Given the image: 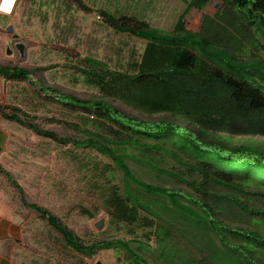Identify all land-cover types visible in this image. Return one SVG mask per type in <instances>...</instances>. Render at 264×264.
<instances>
[{
    "label": "trees",
    "instance_id": "trees-1",
    "mask_svg": "<svg viewBox=\"0 0 264 264\" xmlns=\"http://www.w3.org/2000/svg\"><path fill=\"white\" fill-rule=\"evenodd\" d=\"M73 1L100 15L107 26L145 41L140 58L130 71L83 58L86 67L78 70L100 93L93 99L34 81L47 101L82 111V121L71 125L78 138L41 128L18 106L0 103V116L59 144L110 158L112 163L103 165L83 162L91 173L89 192L101 189L99 207L130 236L85 243L58 216L29 202L0 164L23 203L47 220L66 247L84 255L113 248L124 251L132 264H264V147L234 143L236 136L264 137V0H221L224 8L205 13L199 32L187 29V15L213 0H183L187 8L173 30ZM0 75L33 81V70L20 66L0 64ZM156 115L161 118L150 120ZM156 155L170 159L172 166H164ZM129 160L157 176L174 177L192 191L147 181ZM117 171L124 192L113 183ZM98 210L94 205L80 208L90 218Z\"/></svg>",
    "mask_w": 264,
    "mask_h": 264
},
{
    "label": "rangeland",
    "instance_id": "rangeland-1",
    "mask_svg": "<svg viewBox=\"0 0 264 264\" xmlns=\"http://www.w3.org/2000/svg\"><path fill=\"white\" fill-rule=\"evenodd\" d=\"M83 1L94 10L105 9L118 16L127 15L162 30H173L187 8L183 0ZM224 5L221 0H213L203 10L193 8L186 18L187 29L199 32L203 15H214ZM7 42L14 50L11 56L6 53ZM17 42L24 43L23 56L15 46ZM145 45V41L134 35L107 26L100 15L81 10L73 0H18L13 14H0V64L33 70V81L7 80L0 75V103L22 108L41 128L53 130L60 136L78 138L79 134L71 125L82 121V111L47 101L34 81L63 94L93 99L100 93L84 81L85 77L78 70L86 67L83 58L91 56L106 62L111 69L130 71ZM262 56L264 58V52ZM110 102L127 113L139 115L119 101ZM158 118L161 116L150 117V120ZM0 133L3 138L0 164L23 187L29 202L37 203L58 216L85 243L130 236L126 227L112 225L106 212L99 207L101 189L94 194L89 192L91 173L83 162L92 164L95 161L103 165L112 163L110 158L97 151L75 148L72 144H59L2 116ZM243 142L264 147L263 136H236L234 139L235 144ZM156 158L162 161L159 155ZM162 162L168 168L173 164L167 158ZM129 164L147 181L192 191L174 177L157 176L151 168L132 160ZM0 176V191L10 201L20 223L17 239L10 240L8 244L16 256L14 264H97L99 261L102 264H132L131 258L121 250L103 249L93 255H84L66 247L62 236L40 213L23 203L19 190L5 175ZM113 183L125 191L120 171L116 172ZM132 187L136 186L132 184ZM92 205L99 208L96 218L80 212L81 207ZM100 220H104L102 229L96 228V222Z\"/></svg>",
    "mask_w": 264,
    "mask_h": 264
},
{
    "label": "crops",
    "instance_id": "crops-1",
    "mask_svg": "<svg viewBox=\"0 0 264 264\" xmlns=\"http://www.w3.org/2000/svg\"><path fill=\"white\" fill-rule=\"evenodd\" d=\"M2 146L3 138L2 134L0 133V152L2 151ZM0 175L5 174L0 171ZM0 179H2L1 176ZM10 205V201L0 191V264H14L13 258L16 257L13 255L12 251H10V245L8 244H10V240L17 239L19 235L20 223L18 214L13 212Z\"/></svg>",
    "mask_w": 264,
    "mask_h": 264
},
{
    "label": "water",
    "instance_id": "water-1",
    "mask_svg": "<svg viewBox=\"0 0 264 264\" xmlns=\"http://www.w3.org/2000/svg\"><path fill=\"white\" fill-rule=\"evenodd\" d=\"M15 46H16L17 50L20 52L21 56H23V54H24V43L17 42ZM6 53L8 56H11L14 54V50L8 42L6 45ZM103 226H104V220H100V221L96 222V228L102 229ZM97 264H102V263L99 261Z\"/></svg>",
    "mask_w": 264,
    "mask_h": 264
},
{
    "label": "built area",
    "instance_id": "built-area-1",
    "mask_svg": "<svg viewBox=\"0 0 264 264\" xmlns=\"http://www.w3.org/2000/svg\"><path fill=\"white\" fill-rule=\"evenodd\" d=\"M3 3H4V0H0V5H2ZM17 5H18V0H15V3L13 4L12 9H11L10 12L4 11L3 8L0 7V13H4V14H7V15H11L16 10Z\"/></svg>",
    "mask_w": 264,
    "mask_h": 264
},
{
    "label": "snow or ice",
    "instance_id": "snow-or-ice-1",
    "mask_svg": "<svg viewBox=\"0 0 264 264\" xmlns=\"http://www.w3.org/2000/svg\"><path fill=\"white\" fill-rule=\"evenodd\" d=\"M4 2H5V0H4ZM12 4H13V0H8L7 7L4 6V3L2 5H0V7H2L4 11H10L12 8Z\"/></svg>",
    "mask_w": 264,
    "mask_h": 264
},
{
    "label": "clouds",
    "instance_id": "clouds-1",
    "mask_svg": "<svg viewBox=\"0 0 264 264\" xmlns=\"http://www.w3.org/2000/svg\"><path fill=\"white\" fill-rule=\"evenodd\" d=\"M7 4H8V0H5L4 6L7 7Z\"/></svg>",
    "mask_w": 264,
    "mask_h": 264
},
{
    "label": "bare ground",
    "instance_id": "bare-ground-1",
    "mask_svg": "<svg viewBox=\"0 0 264 264\" xmlns=\"http://www.w3.org/2000/svg\"><path fill=\"white\" fill-rule=\"evenodd\" d=\"M15 3V0H13V4ZM13 4H12V6H13ZM12 9V8H11ZM11 11V10H10ZM10 11H7V12H10Z\"/></svg>",
    "mask_w": 264,
    "mask_h": 264
}]
</instances>
